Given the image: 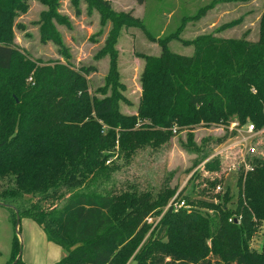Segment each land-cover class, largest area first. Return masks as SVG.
I'll use <instances>...</instances> for the list:
<instances>
[{"label": "trees", "instance_id": "16d2710c", "mask_svg": "<svg viewBox=\"0 0 264 264\" xmlns=\"http://www.w3.org/2000/svg\"><path fill=\"white\" fill-rule=\"evenodd\" d=\"M31 1L0 0V201L12 209L17 233L23 217L35 220L49 241L69 252L57 264H127L130 259L136 264H264V238L260 249L252 246L264 222V158L241 172L235 197L229 187L216 193L218 201L199 200L205 211L192 205L176 209L160 191L83 189L107 176V161L117 147L130 160L139 149L158 148L186 126L251 121L264 127V4L257 40L213 32L180 36L184 21L200 18L212 3L184 16L174 33L158 37L147 30L161 52L140 54L145 59L142 94L137 113L125 114L119 104L125 85L115 45L124 26L145 28L141 20L115 12L109 0H84L88 13L97 10L103 25L112 22L98 55H110L105 85L98 89L106 95L98 98L87 80L97 67L71 63L57 26L71 27L61 13L64 0L37 1L47 7L38 21L40 40L55 44L66 61L32 59L17 49L14 28L26 27L16 18L29 10ZM80 1L71 0L78 16ZM242 21L237 18L217 30ZM173 39L194 46L193 54L172 51ZM187 146L204 150L193 133ZM207 155L205 150L202 158ZM221 163L213 157L205 166L218 170ZM221 181L206 179L203 192L209 194ZM49 199L56 202L42 207ZM154 213L163 215L145 238L147 218ZM17 233L9 264H28L18 258L22 245Z\"/></svg>", "mask_w": 264, "mask_h": 264}, {"label": "rangeland", "instance_id": "374dc122", "mask_svg": "<svg viewBox=\"0 0 264 264\" xmlns=\"http://www.w3.org/2000/svg\"><path fill=\"white\" fill-rule=\"evenodd\" d=\"M109 2L115 12L132 13L135 18L141 20L145 27L142 28L139 25L124 26L115 45L118 52L117 67L120 81L125 85L124 89L120 88L125 99H121L119 104L121 112L125 114L137 113L142 94L140 76L145 66V59L140 54L158 56L161 52L159 43L150 39L146 34L147 30L158 37L174 33L182 24L184 16H193L201 8L212 3V7L200 18L184 21L182 32L179 33L180 36L192 39L199 34L213 32L228 38L247 37L257 40L264 4V0H249L247 2L235 0H144L143 3L138 0H109ZM87 5L88 3L84 0L80 1L82 13L78 16L71 0H64L61 5V13L69 17L71 27L61 24H57V26L70 49L71 63L77 68L82 65H95L97 67L96 71L87 75V80L92 95L101 98L106 94L104 93V95L98 89L105 85L110 67V55H98L105 44L104 41L112 27V22L108 21L106 25H103L99 12L93 9L91 13H88ZM45 9L47 7L44 4L32 0L29 10L17 16L16 21L26 28H14V43L18 50L28 54L32 59L41 58L43 61L64 63L66 60L58 52V47L55 44L52 42L42 43L40 40L38 21ZM240 17L243 19L241 24L218 32L219 27ZM169 46L172 51L183 55H192L194 52V46H186L174 39ZM109 88L108 94L110 93ZM251 125L254 124L247 121L239 126L237 124L233 126V123L229 125L196 124L186 126L178 130L169 141L158 148L146 146L139 149L130 160L117 147L116 152H112L114 154L107 161L109 167V170L105 171L107 176L92 180L83 189L100 192L113 189L114 192L119 193L122 190L135 188L139 191H152L154 194L160 191L164 198L170 197L169 200L172 201L175 196L178 197L179 195L177 200L186 199L193 208L205 211V207L198 206L199 200L218 201L216 200V193H225L229 187L234 197L237 195V181L242 168L235 170L234 164L241 167V162L244 159L256 157V155L264 158V127L261 129L255 127L254 132H251L249 128ZM190 133H193L194 140L204 150L187 149ZM251 147L256 148L255 154L249 152L248 149ZM222 149L225 150L221 156H214ZM205 150H208V155L202 158ZM213 157L221 158L225 168L223 169V163H221V169L218 170H211L206 167L207 161ZM221 177L222 181L219 184L222 185V190L211 189L209 194L203 192V188L207 184L206 179H221ZM173 190H176V193H173ZM187 195L194 201L193 204L185 198ZM37 197L33 200H36ZM55 202L53 199H49L42 202V207L46 208ZM1 205L0 247L2 254L0 253V264H9L12 260V239L17 233V226L13 220L7 219V215L13 213L12 209L7 205ZM162 215L163 213H154L147 218L149 227L145 238L151 234ZM23 218L21 220V233H17L22 245L24 256L22 258H35L33 254L35 253L36 260H33L35 262L38 261L37 256L42 248L31 245L32 237L28 241L29 229ZM26 235L28 236L24 239ZM263 238L264 222L253 238L252 246L260 249ZM37 241L39 244V239ZM63 251H65V255L69 253L66 249ZM40 255L43 257L44 253L42 252ZM58 261L53 264H57ZM127 264H136V261L130 259Z\"/></svg>", "mask_w": 264, "mask_h": 264}, {"label": "crops", "instance_id": "0c3cea01", "mask_svg": "<svg viewBox=\"0 0 264 264\" xmlns=\"http://www.w3.org/2000/svg\"><path fill=\"white\" fill-rule=\"evenodd\" d=\"M1 206H4V205H1ZM7 219L8 220L10 219L12 221L13 220V213H9L7 215ZM23 220H25L27 227L29 229V236L26 235L24 237V239L28 236V241H29L32 237L33 240L31 242V245L33 247H35V245L41 247L42 248L41 251L44 253V256L41 257L40 254L42 252L40 251L39 255L37 256L38 261H35V262L33 260L34 259L36 260V254L33 253L35 258L24 259L25 262H27L28 264H53L56 261H58L64 257L65 251H63V250H65V249H63L62 247H60L56 243L49 241L46 233L43 230V228L35 220H33L32 218H29V217H24ZM38 239H39V244L37 241ZM12 243H13V239H12ZM58 248H60L61 250H59ZM1 251L2 250L0 247V253L2 254ZM22 256H23V253H22Z\"/></svg>", "mask_w": 264, "mask_h": 264}, {"label": "built area", "instance_id": "2783aa9c", "mask_svg": "<svg viewBox=\"0 0 264 264\" xmlns=\"http://www.w3.org/2000/svg\"><path fill=\"white\" fill-rule=\"evenodd\" d=\"M234 124H237V126H239V123H238V122H236V123L233 122V126H234ZM249 128H250V131H251V132H254V129H255V126H254V125H251ZM175 131H176V128H175ZM256 132H261V131H256ZM224 150H225V149L219 150L218 153H216L214 156H221V155L223 154ZM248 150H249V152H252L253 154H255V152H256V148H255V147H251V148H249ZM256 158H259V156L256 155V157H251V158H249V159L246 158V160L244 159V160L241 162V167H240V165H236V164H234V165H233V168H234L235 170H237V169L240 170V169L242 168V171H243V172H247V171H249V170L252 169V167H251V161H253V160L256 159ZM216 189H218V190H222V185H218V186L216 187ZM172 203L174 204V207H175L176 209H180V208L191 209V208H192V206L189 205V204L186 202V200H184V199L177 200V196H175L174 199L170 202V205H171ZM170 205H169V206H170Z\"/></svg>", "mask_w": 264, "mask_h": 264}, {"label": "water", "instance_id": "95a60500", "mask_svg": "<svg viewBox=\"0 0 264 264\" xmlns=\"http://www.w3.org/2000/svg\"><path fill=\"white\" fill-rule=\"evenodd\" d=\"M0 204H2V205H7V204H3L1 201H0ZM17 212H18V211H17ZM19 219H20V216H19V213H18V221H20ZM22 253H23V250H22V248H21V250H20V254H19L18 258L22 256Z\"/></svg>", "mask_w": 264, "mask_h": 264}]
</instances>
